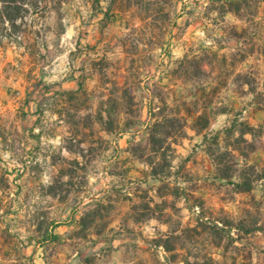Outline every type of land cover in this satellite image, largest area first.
Masks as SVG:
<instances>
[{
	"label": "rangeland",
	"instance_id": "1",
	"mask_svg": "<svg viewBox=\"0 0 264 264\" xmlns=\"http://www.w3.org/2000/svg\"><path fill=\"white\" fill-rule=\"evenodd\" d=\"M46 1L20 40L0 30V264H264V178L238 194L188 129L176 197L128 151L163 101L227 107L210 131L254 127L237 160L264 177L263 0ZM37 120L63 138L40 145Z\"/></svg>",
	"mask_w": 264,
	"mask_h": 264
},
{
	"label": "trees",
	"instance_id": "2",
	"mask_svg": "<svg viewBox=\"0 0 264 264\" xmlns=\"http://www.w3.org/2000/svg\"><path fill=\"white\" fill-rule=\"evenodd\" d=\"M245 1H227L224 12L241 16L242 6ZM49 9H51V6L46 0H0V30H12V39L15 37L16 40H20L23 26L26 25L28 19L30 18L33 21L38 13H46ZM258 15L259 12L255 14L254 22L259 18ZM194 61L202 63L199 58H195ZM202 73L205 74L206 72L202 71ZM204 92L206 93V91ZM162 104V108L160 107L158 110L151 109L149 112L152 123L146 129L148 145L144 147L130 142L128 149L133 158L150 169L149 173L146 174L151 179L161 183L158 192L161 191L163 186L166 188L173 187L176 197H180L182 192L185 191L179 187L178 181L170 183L169 175L175 168L177 158L175 147L187 138L188 129H192L199 136H203V145L214 164L218 180L231 182L238 194H251L254 191L255 184L264 177H254L255 167L247 163L241 168L237 160L238 156L247 159L250 153L256 151L255 140L257 137L254 127L247 123L238 124L237 120L226 128L224 132L213 133L210 131L213 116L228 114L230 110L227 107L212 113L208 107H200L198 103L178 101V105L170 106L166 101H163ZM132 105L133 103L128 105V112L132 111ZM192 105H196L194 110L191 108ZM190 118H194L192 123H190ZM240 127L239 137L234 142L241 141L248 145L250 148L249 153L239 145L229 143L235 136L237 128ZM128 129L126 127V130ZM247 136H251L252 141L246 139ZM78 224L81 230L88 229L87 218H81ZM227 228L235 229L237 227L230 225ZM59 239V235L51 232L47 241L57 242ZM168 250L171 251V249Z\"/></svg>",
	"mask_w": 264,
	"mask_h": 264
},
{
	"label": "crops",
	"instance_id": "3",
	"mask_svg": "<svg viewBox=\"0 0 264 264\" xmlns=\"http://www.w3.org/2000/svg\"><path fill=\"white\" fill-rule=\"evenodd\" d=\"M35 128L30 129L31 133H32V138L36 139V141H38V143L40 142V145H43L45 143V141L49 142V141H56L59 142L62 138H63V134L60 133L61 128L58 129V131H51V133H45V130L43 128L44 124H42V122H40L39 120L35 121ZM64 121L63 120H59L58 124L59 126L64 125ZM63 127V126H62ZM62 150H65L64 148H61ZM9 152V151H7ZM32 153H34L32 151ZM9 171H11V169H9Z\"/></svg>",
	"mask_w": 264,
	"mask_h": 264
}]
</instances>
